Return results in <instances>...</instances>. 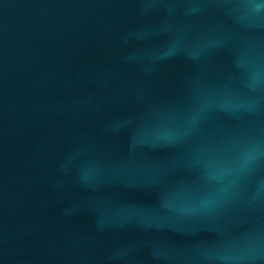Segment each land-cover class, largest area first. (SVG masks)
<instances>
[{
    "label": "water",
    "instance_id": "water-1",
    "mask_svg": "<svg viewBox=\"0 0 264 264\" xmlns=\"http://www.w3.org/2000/svg\"><path fill=\"white\" fill-rule=\"evenodd\" d=\"M0 264H264V0H0Z\"/></svg>",
    "mask_w": 264,
    "mask_h": 264
}]
</instances>
